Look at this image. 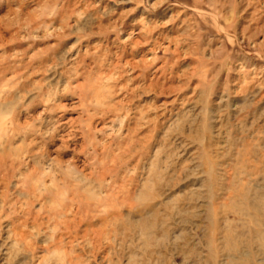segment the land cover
I'll return each instance as SVG.
<instances>
[{"label": "rangeland", "instance_id": "rangeland-1", "mask_svg": "<svg viewBox=\"0 0 264 264\" xmlns=\"http://www.w3.org/2000/svg\"><path fill=\"white\" fill-rule=\"evenodd\" d=\"M0 264H264V0H0Z\"/></svg>", "mask_w": 264, "mask_h": 264}, {"label": "bare ground", "instance_id": "bare-ground-1", "mask_svg": "<svg viewBox=\"0 0 264 264\" xmlns=\"http://www.w3.org/2000/svg\"><path fill=\"white\" fill-rule=\"evenodd\" d=\"M93 196H94L93 194L89 195V197L87 198L89 200V202L88 201L83 202L82 199H78V196H75L76 197L75 202L77 203V209H79L81 211L82 209H84V207H88L90 205L91 201L96 199V197H93ZM84 203H86L85 206H83Z\"/></svg>", "mask_w": 264, "mask_h": 264}]
</instances>
